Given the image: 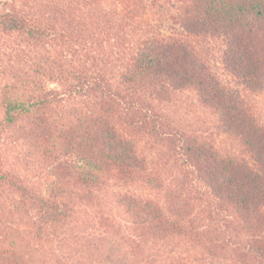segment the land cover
Returning <instances> with one entry per match:
<instances>
[{
  "label": "trees",
  "instance_id": "trees-1",
  "mask_svg": "<svg viewBox=\"0 0 264 264\" xmlns=\"http://www.w3.org/2000/svg\"><path fill=\"white\" fill-rule=\"evenodd\" d=\"M151 7L170 10L179 32L155 29ZM0 33L23 48L0 115V264H38L91 208L115 232L109 194L145 242L183 236L234 252L237 264H264V121L242 94L264 93V0H0ZM189 36L219 40L237 86ZM186 89L241 151L164 133L182 176L163 204L131 189L156 180L135 136L165 127L156 103ZM12 152L20 171L6 164ZM185 192L210 205L215 224L194 221ZM150 260L136 264H165Z\"/></svg>",
  "mask_w": 264,
  "mask_h": 264
},
{
  "label": "rangeland",
  "instance_id": "rangeland-1",
  "mask_svg": "<svg viewBox=\"0 0 264 264\" xmlns=\"http://www.w3.org/2000/svg\"><path fill=\"white\" fill-rule=\"evenodd\" d=\"M170 15V10L159 11V7H151L147 11V20L163 35H172L179 32V27ZM189 40L197 54L224 83L237 86L234 79L222 68L218 39L211 36H189ZM16 43V38L0 33V115L3 98L7 95L9 87L15 83L14 70L23 65V52L20 50L22 46ZM242 94L253 111L264 121V93L243 91ZM170 98L169 101L156 103L155 106V111L160 113L161 118L163 116L168 120V124L156 130L153 135L142 132L135 136L138 154L145 158L148 172L156 177V180L154 183L140 182V185L131 187L132 191L152 197L163 204L166 200L171 201L172 195L177 194L175 190H180L182 176L181 170L173 163L172 143H168L163 135L177 133V137L206 138L214 142L216 149L222 153L239 154L241 151L239 140L218 129L214 114L197 102L193 91L186 89L174 93ZM16 154L12 152V158L6 156V164L13 165L14 169L20 171L14 158ZM27 175L35 181L34 175ZM185 198L193 207L192 217L195 222L200 223L202 228H205L207 223L215 224L216 221L206 214L210 205L186 192ZM105 200L106 207L103 211H108L107 214L111 217L114 215L112 227L115 232L101 224V213L98 214L96 208H91L87 216H82L73 226V231L69 232L71 236L48 243L38 253V264H136L138 260L150 259L165 264H237L234 252L228 249L222 252L220 248L197 244L183 236L154 240L149 238L145 242L139 231L133 228L131 218L124 212L123 207L118 205L115 196L109 194ZM3 202L5 206L10 204L9 196H5ZM211 238L213 239L212 236Z\"/></svg>",
  "mask_w": 264,
  "mask_h": 264
}]
</instances>
